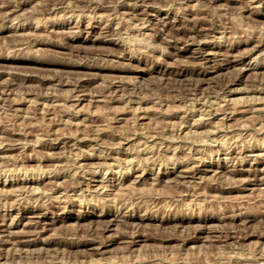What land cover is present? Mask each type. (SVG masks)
Wrapping results in <instances>:
<instances>
[{
	"label": "rangeland",
	"instance_id": "obj_1",
	"mask_svg": "<svg viewBox=\"0 0 264 264\" xmlns=\"http://www.w3.org/2000/svg\"><path fill=\"white\" fill-rule=\"evenodd\" d=\"M0 264H264V0H0Z\"/></svg>",
	"mask_w": 264,
	"mask_h": 264
}]
</instances>
